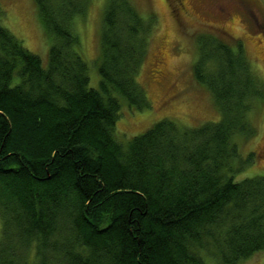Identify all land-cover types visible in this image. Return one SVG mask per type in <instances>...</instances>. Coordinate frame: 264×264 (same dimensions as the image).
Masks as SVG:
<instances>
[{"label": "trees", "instance_id": "trees-1", "mask_svg": "<svg viewBox=\"0 0 264 264\" xmlns=\"http://www.w3.org/2000/svg\"><path fill=\"white\" fill-rule=\"evenodd\" d=\"M35 3L48 66L0 3V264H236L264 250V175L236 179L255 155L236 138L255 135L264 98L242 41L198 37L193 72L218 121L164 118L124 143L122 99L151 106L137 75L155 15L105 1L97 88L74 25L90 0Z\"/></svg>", "mask_w": 264, "mask_h": 264}, {"label": "rangeland", "instance_id": "rangeland-1", "mask_svg": "<svg viewBox=\"0 0 264 264\" xmlns=\"http://www.w3.org/2000/svg\"><path fill=\"white\" fill-rule=\"evenodd\" d=\"M105 1L90 0L85 17L77 16L74 23L80 37V51L89 66V85L97 88L101 80L99 58ZM134 1L143 15L153 13L156 18L147 54L137 75L151 106L131 108L122 99L115 128L120 141L128 143L164 118L186 126L221 118L211 91L193 72L200 52L198 37L202 33H216L235 44L242 41L257 77L264 83V0H184L186 12L181 14L174 0ZM0 3L6 12L2 23L48 66L53 40L39 16L35 0H0ZM163 56L165 64L160 62ZM250 118L256 127L255 135L236 139L243 157L250 152L255 155L252 162L237 173L236 179L264 175V98L256 100ZM1 231L0 216V234ZM209 262L215 264L213 259ZM236 264H264V250L241 258Z\"/></svg>", "mask_w": 264, "mask_h": 264}, {"label": "flooded vegetation", "instance_id": "flooded-vegetation-1", "mask_svg": "<svg viewBox=\"0 0 264 264\" xmlns=\"http://www.w3.org/2000/svg\"><path fill=\"white\" fill-rule=\"evenodd\" d=\"M175 2H176V10H177V12L178 13H180L181 14V12H186V5H185V1L184 0H174ZM176 12V13H177ZM165 56H163L161 59L162 60H160V62H162V63H166V60H165Z\"/></svg>", "mask_w": 264, "mask_h": 264}]
</instances>
